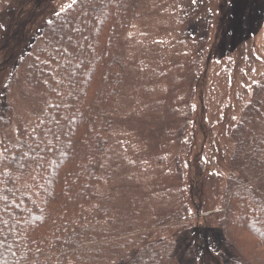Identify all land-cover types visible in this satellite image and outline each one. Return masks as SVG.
Returning <instances> with one entry per match:
<instances>
[{
	"label": "rangeland",
	"instance_id": "obj_1",
	"mask_svg": "<svg viewBox=\"0 0 264 264\" xmlns=\"http://www.w3.org/2000/svg\"><path fill=\"white\" fill-rule=\"evenodd\" d=\"M23 1L0 0V36L9 28L11 50L18 47L19 35L30 32L23 25L29 19L19 15ZM75 2L44 0L30 4L37 5L30 11H44L48 20ZM124 39L126 80L108 117L101 188L113 219L108 229L117 237L106 244L102 264H113L124 241L156 247L166 241L175 247L177 237L219 226L233 132L255 99V88L264 87V0H145L129 19ZM37 41L35 51L54 54L50 39ZM21 42L19 51L29 45ZM35 53L12 75L0 60V92L13 76L6 94L12 113L0 108V116L11 121L0 133V156L2 142H9L8 148L22 138L19 132L35 134L50 105L47 88L28 82L29 68H58ZM259 99L264 113V90ZM211 247L217 251L213 240ZM181 255L186 264L188 251Z\"/></svg>",
	"mask_w": 264,
	"mask_h": 264
},
{
	"label": "trees",
	"instance_id": "obj_2",
	"mask_svg": "<svg viewBox=\"0 0 264 264\" xmlns=\"http://www.w3.org/2000/svg\"><path fill=\"white\" fill-rule=\"evenodd\" d=\"M42 1L20 5L30 32L29 37L19 35L15 50L8 47L9 28L0 36V60H6L11 75L34 52L58 68H29L34 76L28 82L47 88L50 105L35 134L19 132L22 138L8 148L9 142H2L0 264H102L106 244L117 237L108 229L113 219L101 190L108 117L126 80L128 22L145 0H77L48 20L44 11L32 13ZM13 24L11 20L9 27ZM41 37L50 39L54 54L34 50ZM21 40L29 45L19 51ZM5 49L9 51L1 59ZM9 78L0 92L6 115L12 113L6 103L13 76ZM255 89V99L233 132L235 149L219 226L205 228L199 236L190 231L177 237L175 247L166 241L161 247L124 241L113 264H182L183 250L189 255L186 264H264V113L259 99L264 87ZM10 125L1 115L0 133Z\"/></svg>",
	"mask_w": 264,
	"mask_h": 264
},
{
	"label": "snow or ice",
	"instance_id": "obj_3",
	"mask_svg": "<svg viewBox=\"0 0 264 264\" xmlns=\"http://www.w3.org/2000/svg\"><path fill=\"white\" fill-rule=\"evenodd\" d=\"M73 2H75V0H73Z\"/></svg>",
	"mask_w": 264,
	"mask_h": 264
}]
</instances>
